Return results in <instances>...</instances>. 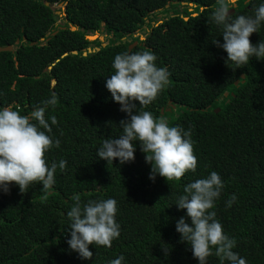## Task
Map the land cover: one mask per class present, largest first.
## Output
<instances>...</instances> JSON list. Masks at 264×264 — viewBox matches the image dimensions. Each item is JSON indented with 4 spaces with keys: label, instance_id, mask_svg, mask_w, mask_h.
I'll list each match as a JSON object with an SVG mask.
<instances>
[{
    "label": "trees",
    "instance_id": "trees-1",
    "mask_svg": "<svg viewBox=\"0 0 264 264\" xmlns=\"http://www.w3.org/2000/svg\"><path fill=\"white\" fill-rule=\"evenodd\" d=\"M262 3L237 0L230 14L254 15ZM217 6L218 0H0V46H14L0 52V108L28 115L55 99L45 116L49 124L53 115L58 120L49 135L60 147L47 159L66 161L48 192L34 185L21 193L15 183L8 193L0 190V264H109L120 255L122 264H198L176 230L186 209L175 203L186 184L212 171L224 182L212 210L236 240L233 250L247 264H264V59L252 57L240 68L226 63V51L212 43H223L222 27L209 19ZM94 33L107 44L87 38ZM250 40L264 41V24ZM143 51L154 53L170 76L146 109L135 102L138 110L191 132L197 169L178 181L149 179L151 165L138 142L132 162L108 164L97 156L128 118L106 88L114 57ZM74 195L82 204L108 198L118 204L120 236L111 248L90 245V260L67 243ZM208 264L220 260L212 255Z\"/></svg>",
    "mask_w": 264,
    "mask_h": 264
},
{
    "label": "clouds",
    "instance_id": "clouds-1",
    "mask_svg": "<svg viewBox=\"0 0 264 264\" xmlns=\"http://www.w3.org/2000/svg\"><path fill=\"white\" fill-rule=\"evenodd\" d=\"M236 4L237 0H218L209 19L223 29V43L218 39L212 43L226 51L227 64L231 61L240 68L248 65L252 57L264 59V41L254 45L250 40L264 24V3L255 7L254 15L250 16L230 14L229 10ZM156 60V55L149 51L125 52L114 57V72L106 79V88L128 118L119 122L122 129L119 138L105 139L97 156L108 164L115 159L121 164L132 162L138 142L146 163L151 165L149 179L155 181L158 174L167 181H178L197 169L191 132L178 125L170 126L167 119L157 118L150 111L138 110L135 103L139 101V108L146 109L169 84V71L157 67ZM54 104L55 99H49L44 102L45 106L35 107L28 115L10 107L0 108V190L4 193L10 191L9 186L13 183L19 186L21 193H27L34 185H42V191L48 192L55 185L57 167L65 170L66 161L49 165L47 159V153L53 147H60V140L49 135L58 120L53 115L49 124L45 116L46 106ZM223 188L222 178L212 171L206 178L186 184L175 203L179 209H186V217L178 219L176 230L181 234V242L190 246L198 264H208L212 255L219 258L220 264H247L233 250L236 240L225 234L212 210ZM235 199L233 195L227 206L230 207ZM72 200L74 205L66 214L70 220L67 243L81 259L90 260L93 257L90 245L111 248L113 241L119 238L120 225L115 219L118 204L114 198L82 204L81 197L74 195ZM189 219L190 223L187 222ZM162 250L168 256L169 249ZM124 259L120 255L109 264H122Z\"/></svg>",
    "mask_w": 264,
    "mask_h": 264
},
{
    "label": "water",
    "instance_id": "water-1",
    "mask_svg": "<svg viewBox=\"0 0 264 264\" xmlns=\"http://www.w3.org/2000/svg\"><path fill=\"white\" fill-rule=\"evenodd\" d=\"M46 4L49 5V2H46ZM59 6H63V3L59 4ZM236 6H237V4H236ZM236 6H235V7H236ZM234 10H235V9L232 8V9H230L229 11H230V13H232V12H234ZM59 13H60V11L58 10V11H57V14H59ZM56 18H57V16H56ZM71 29H72V30H76L77 27H76V26H72ZM87 38L90 39V40H95V39L99 38V39L102 41V45H103V46H105V45L107 44V42H104V40H105V36H102V35H100V34H98V33H95V34H93V35H90V34H89V35H87ZM136 44H138L137 41H135L132 45H130V49H132L133 46L136 45ZM13 49H14V46H13V45L0 46V52H1V51H12ZM99 49H100L99 47H96L95 50H99ZM88 51L91 52V51H93V50H92V48H89ZM72 53H73V54H78V51H77V50H74V51H72ZM65 55H67V53H66ZM84 55H87V51H84ZM242 78H243V79L245 78V75H244V74H242ZM235 83H236V84H239V81H236ZM169 103L172 104V101L170 100ZM172 107L175 108V105H172ZM219 109H220V108H218L217 111H219ZM167 110H171V108H167ZM162 111H164V109H163Z\"/></svg>",
    "mask_w": 264,
    "mask_h": 264
},
{
    "label": "rangeland",
    "instance_id": "rangeland-1",
    "mask_svg": "<svg viewBox=\"0 0 264 264\" xmlns=\"http://www.w3.org/2000/svg\"><path fill=\"white\" fill-rule=\"evenodd\" d=\"M58 7H61V6H56V8H58ZM63 7V6H62ZM58 11V10H57ZM59 14H61V13H59ZM102 36H104V35H102ZM105 42H106V39H105Z\"/></svg>",
    "mask_w": 264,
    "mask_h": 264
}]
</instances>
